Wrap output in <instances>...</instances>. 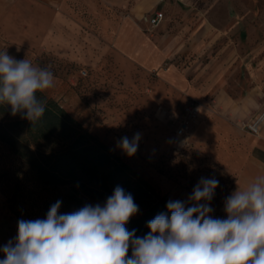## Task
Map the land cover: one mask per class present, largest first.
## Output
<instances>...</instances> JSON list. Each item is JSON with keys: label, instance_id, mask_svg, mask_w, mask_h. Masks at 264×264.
Segmentation results:
<instances>
[{"label": "crops", "instance_id": "1", "mask_svg": "<svg viewBox=\"0 0 264 264\" xmlns=\"http://www.w3.org/2000/svg\"><path fill=\"white\" fill-rule=\"evenodd\" d=\"M156 9L165 17L150 30L142 17ZM239 27L226 9L167 0H0V49L33 65L93 70L92 89L112 97L107 120L152 115L169 143L185 104L199 101V122L182 141L233 177L228 196L264 175V125L259 134L240 126L264 106V63L238 40ZM190 195L175 199L191 206ZM224 202L210 205L213 218H227Z\"/></svg>", "mask_w": 264, "mask_h": 264}, {"label": "clouds", "instance_id": "2", "mask_svg": "<svg viewBox=\"0 0 264 264\" xmlns=\"http://www.w3.org/2000/svg\"><path fill=\"white\" fill-rule=\"evenodd\" d=\"M54 81L48 68L0 53V105H10L13 115L40 121L46 106L37 93ZM139 140L140 133L122 137L119 147L133 156ZM218 185L214 177H202L188 198L191 206L168 201L170 216L160 213L148 221L143 237L126 228L139 207L122 187L103 206L60 214L57 201L46 218L18 221L14 241L0 248V264H264V175L225 199L226 219L210 215Z\"/></svg>", "mask_w": 264, "mask_h": 264}, {"label": "rangeland", "instance_id": "3", "mask_svg": "<svg viewBox=\"0 0 264 264\" xmlns=\"http://www.w3.org/2000/svg\"><path fill=\"white\" fill-rule=\"evenodd\" d=\"M167 1L184 9L213 7L216 10L226 9L232 15H237L240 26L239 34H236L238 40L255 46L254 56L260 63H264V0ZM2 50L0 53L4 52ZM35 66L48 68L54 75V87L45 93L136 168L162 195L176 201L175 198L181 196L182 189L192 194L202 177H214L219 185L209 204L217 207L223 203L221 198L233 184V177L193 149L174 148V135L166 143L152 115L140 118L138 115L122 112L116 113L114 121L110 118L107 120L109 116L105 115V108L112 97L106 87L101 86L98 89L94 86L92 89L89 76L93 70L86 68L88 76L83 78L79 74L81 67L78 65L58 62L54 64L53 60ZM101 84L107 85V82ZM136 133H140L137 152L128 156L119 147V141L125 136L131 140ZM65 194L66 190L38 184L27 167L0 143V248L10 240L14 241L19 220L44 219L51 205L57 201H61L60 214L73 211L75 205L62 201ZM3 258L4 255L0 252V259Z\"/></svg>", "mask_w": 264, "mask_h": 264}, {"label": "trees", "instance_id": "4", "mask_svg": "<svg viewBox=\"0 0 264 264\" xmlns=\"http://www.w3.org/2000/svg\"><path fill=\"white\" fill-rule=\"evenodd\" d=\"M37 97L46 107L44 116L34 124L24 118V113L13 115L10 105H0V143L27 167L38 184L66 190L62 201L75 205L73 211L88 204H105L114 189L122 187L139 207L126 224L137 237L147 235V222L156 215L170 216L166 205L173 201L171 198L162 195L58 101L45 92H38ZM231 188L226 189L221 202Z\"/></svg>", "mask_w": 264, "mask_h": 264}, {"label": "built area", "instance_id": "5", "mask_svg": "<svg viewBox=\"0 0 264 264\" xmlns=\"http://www.w3.org/2000/svg\"><path fill=\"white\" fill-rule=\"evenodd\" d=\"M158 3H162L164 0H157ZM165 14L162 10L156 9L151 12L146 13L142 20L146 22L150 30L158 27L164 20ZM79 74L81 77L85 78L88 76V71L86 68H80ZM201 104L199 101L189 100L185 106L183 114L179 119V123L174 130V142L173 147L176 149H181L185 146L182 141L183 138L196 126L200 118ZM264 125V106L250 118L241 121L240 126L254 134H259L262 126Z\"/></svg>", "mask_w": 264, "mask_h": 264}]
</instances>
